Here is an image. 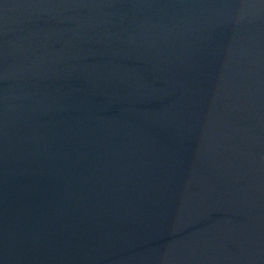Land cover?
<instances>
[{"label": "water", "instance_id": "95a60500", "mask_svg": "<svg viewBox=\"0 0 264 264\" xmlns=\"http://www.w3.org/2000/svg\"><path fill=\"white\" fill-rule=\"evenodd\" d=\"M0 264H264V0H0Z\"/></svg>", "mask_w": 264, "mask_h": 264}]
</instances>
